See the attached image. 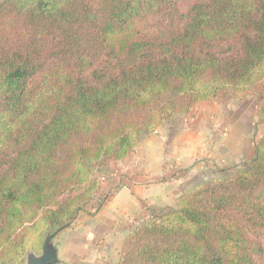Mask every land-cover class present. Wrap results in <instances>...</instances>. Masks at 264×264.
<instances>
[{
	"label": "trees",
	"instance_id": "1",
	"mask_svg": "<svg viewBox=\"0 0 264 264\" xmlns=\"http://www.w3.org/2000/svg\"><path fill=\"white\" fill-rule=\"evenodd\" d=\"M246 91L264 97V0H0V264L95 215L97 172L144 136ZM116 264H264V126Z\"/></svg>",
	"mask_w": 264,
	"mask_h": 264
},
{
	"label": "crops",
	"instance_id": "2",
	"mask_svg": "<svg viewBox=\"0 0 264 264\" xmlns=\"http://www.w3.org/2000/svg\"><path fill=\"white\" fill-rule=\"evenodd\" d=\"M226 106L220 99L195 104L144 136L124 160L99 171L98 195L105 201L95 215L80 213L78 225L67 229L63 264L116 263L139 221L176 207L182 191L206 177L200 175H214V166L243 157L244 141H231L224 131Z\"/></svg>",
	"mask_w": 264,
	"mask_h": 264
},
{
	"label": "rangeland",
	"instance_id": "3",
	"mask_svg": "<svg viewBox=\"0 0 264 264\" xmlns=\"http://www.w3.org/2000/svg\"><path fill=\"white\" fill-rule=\"evenodd\" d=\"M218 99H220L222 103H226L227 105L226 106L227 119L225 120V123L223 124V128H225L224 131H226V133L234 137V139H232L231 141H238V140H240L241 142L242 140L244 141V144H242V148L244 150V156L243 157L240 156L239 159H230L229 161H227V163L222 164L221 166H217V167L214 166L213 168L216 171H215V174L212 176L217 175L223 169L231 168L235 165H238L244 161L251 159L253 156L254 143L261 136L262 131H263V126H264V97L263 96H259L255 92H252V91H246L238 95H231L228 97L218 98ZM208 174L209 173H206L205 175H200V176L201 177L206 176L204 178L206 179V178H209ZM96 177L98 178V181L101 182L100 172H97ZM201 179L202 178H199V180ZM143 220H146V219H143ZM68 229H71V228H68ZM66 233H67V229H64L58 234L57 240L60 246H61V243L63 242V239L67 236ZM121 250H122V247L120 249L119 256H120ZM27 251H30V250H27ZM35 252H40V250L35 251ZM22 262H23V257L19 264H21ZM116 263L114 262V264Z\"/></svg>",
	"mask_w": 264,
	"mask_h": 264
},
{
	"label": "water",
	"instance_id": "4",
	"mask_svg": "<svg viewBox=\"0 0 264 264\" xmlns=\"http://www.w3.org/2000/svg\"><path fill=\"white\" fill-rule=\"evenodd\" d=\"M66 227L67 225H63L55 230H48L43 236L40 252L25 251L21 264H63L57 238Z\"/></svg>",
	"mask_w": 264,
	"mask_h": 264
},
{
	"label": "built area",
	"instance_id": "5",
	"mask_svg": "<svg viewBox=\"0 0 264 264\" xmlns=\"http://www.w3.org/2000/svg\"><path fill=\"white\" fill-rule=\"evenodd\" d=\"M138 224V223H137Z\"/></svg>",
	"mask_w": 264,
	"mask_h": 264
}]
</instances>
